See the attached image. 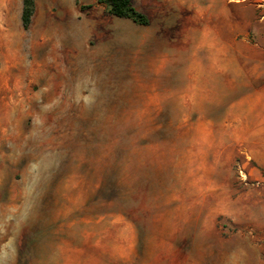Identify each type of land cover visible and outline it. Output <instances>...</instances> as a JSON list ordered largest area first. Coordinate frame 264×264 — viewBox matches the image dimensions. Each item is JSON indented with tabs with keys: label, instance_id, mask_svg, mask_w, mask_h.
Listing matches in <instances>:
<instances>
[{
	"label": "rangeland",
	"instance_id": "rangeland-1",
	"mask_svg": "<svg viewBox=\"0 0 264 264\" xmlns=\"http://www.w3.org/2000/svg\"><path fill=\"white\" fill-rule=\"evenodd\" d=\"M133 1L0 0V264H264V0Z\"/></svg>",
	"mask_w": 264,
	"mask_h": 264
},
{
	"label": "trees",
	"instance_id": "trees-1",
	"mask_svg": "<svg viewBox=\"0 0 264 264\" xmlns=\"http://www.w3.org/2000/svg\"><path fill=\"white\" fill-rule=\"evenodd\" d=\"M36 0H23L22 25L28 29L32 22ZM105 3L109 12L119 18H127L141 25H148L149 17L134 4L133 0H100Z\"/></svg>",
	"mask_w": 264,
	"mask_h": 264
},
{
	"label": "crops",
	"instance_id": "crops-1",
	"mask_svg": "<svg viewBox=\"0 0 264 264\" xmlns=\"http://www.w3.org/2000/svg\"><path fill=\"white\" fill-rule=\"evenodd\" d=\"M264 97V93H262V98ZM261 102H255L254 105L255 107L257 108V113H254V116H253V122H249L247 123V125H251V128L252 130H257V129H262L264 130V106L261 107L260 106ZM262 110V111H259V110ZM8 113V112H7Z\"/></svg>",
	"mask_w": 264,
	"mask_h": 264
}]
</instances>
